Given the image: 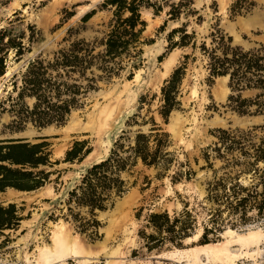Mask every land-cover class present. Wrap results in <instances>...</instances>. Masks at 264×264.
Listing matches in <instances>:
<instances>
[{
  "label": "rangeland",
  "instance_id": "374dc122",
  "mask_svg": "<svg viewBox=\"0 0 264 264\" xmlns=\"http://www.w3.org/2000/svg\"><path fill=\"white\" fill-rule=\"evenodd\" d=\"M235 1L193 0L192 7L198 13L169 21L165 30L161 27L168 18L169 4L179 0H170L167 4L159 0L163 11L158 14L152 8H144L145 35L153 42L144 46L141 67L131 77L127 70L110 82L101 81L100 88L91 92L84 106L74 110L62 125L35 127L29 123L21 131L12 130L14 116L0 104V142L18 139L14 137L20 135L30 142L48 137L51 160L60 161L50 169L62 171L58 182L57 174H53L48 183L36 190L0 191V203H15L21 216L18 227L0 230V264H264V219L227 227L219 238L203 244L201 235L206 213L200 209L194 235L180 247L167 242L149 251L140 236L142 230L148 234L153 232L148 227L151 213L167 211L172 216L183 209V201L193 202L195 197L205 194L204 182L211 172L201 168L206 164L203 150L216 140L213 132L216 128H235L214 121L220 117L241 116L226 106L230 94L228 77L225 76L227 80L218 77L209 83L208 71L197 51L188 61L179 97L181 104L165 121L159 112L162 86L182 62L184 54H192L191 48H176L160 61L159 56L167 50V34L186 21L188 30H195L201 40L218 24L233 36L235 44L244 47L264 44V0H247L248 9L236 15L230 11ZM104 2L0 0V31L7 30L5 41L12 37L29 46V37L34 35L36 39L20 61H15L14 51L9 52L7 72L0 77V98L11 93L14 73H20L38 55L51 58L68 43L65 38L103 37L113 16L111 9L102 7ZM94 9L95 14L83 22V16ZM70 12L74 15L66 20ZM70 28L79 29L78 35L69 37ZM32 102L29 100L31 105ZM4 106L7 108L9 104ZM152 118L170 134L168 150L175 162L164 177L157 176L158 169L142 163L131 173H124L131 187L113 207L98 213L99 237L93 240L76 228L68 211V192L89 166L109 155L120 135H126L128 145L134 142L138 132L148 133ZM254 125L264 123L238 127ZM37 131L42 134L39 136ZM77 140L88 141L91 153L80 163L63 162L67 150ZM177 163L189 164L195 172L191 181L173 183L171 175ZM82 214L86 212L82 210Z\"/></svg>",
  "mask_w": 264,
  "mask_h": 264
},
{
  "label": "trees",
  "instance_id": "16d2710c",
  "mask_svg": "<svg viewBox=\"0 0 264 264\" xmlns=\"http://www.w3.org/2000/svg\"><path fill=\"white\" fill-rule=\"evenodd\" d=\"M246 4L247 0H236L231 6V13H242L249 7ZM192 5L193 0L170 3L168 18L161 30H165L169 21H179L183 15L189 17L198 13ZM102 7L113 12L103 37L93 40L65 38L68 43L55 51L51 58L38 55L24 70L12 75L11 93L0 98L1 107L14 116L12 130L21 131L29 123L35 127L62 125L74 110L84 106L91 92L100 88L101 81L110 82L127 70L131 77L133 71L141 67L144 46L153 42L145 35L147 21L142 11L152 8L158 14L163 11V3L159 0H105ZM94 14L95 9L86 13L82 21L87 22ZM72 15L68 13L65 19ZM6 33V29L0 31V77L7 72L9 52L14 51L15 61H20L36 40L31 35L29 46H26L23 41L12 37L5 41ZM78 33L79 29L68 30L69 37ZM167 42V50L159 56L160 61L176 48H191L192 54H184L182 62L162 86L159 112L165 121L181 104L179 97L188 61L197 51L205 63L209 83L218 77H228L231 92L226 106L230 110L241 116L264 115L263 43L252 47L235 44L233 36L218 24L199 40L195 30H188L186 21L168 32ZM29 100L33 101L32 105ZM6 103L9 104L7 108L4 106ZM151 122L150 131L138 132L133 143L126 145V135H120L109 155L89 166L68 192L69 214L76 228L91 239L99 237L98 213L113 207L116 200L130 189L124 173H131L142 163L158 169L157 176L164 177L174 164L175 159L168 150L170 134L155 119L152 118ZM213 132L216 140L202 154L206 164L201 168L211 172L204 182L205 194L195 197L193 202L183 201V209L172 216L167 211L150 214L148 227L153 232L140 231L149 251L159 249L167 242L180 247L194 235L200 209L206 213L201 235L203 244L219 238L227 227L235 228L264 219V125L220 127ZM47 138L41 137L38 142L25 138L0 142V191L7 188L36 190L48 183L53 174H57V182L60 180L62 171L50 169L60 161L51 160ZM91 151L88 141L77 140L67 150L63 162L80 163ZM177 164L171 175L173 183L191 181L195 172L189 164ZM146 179L149 185V178ZM18 211L15 203H0V230L18 227L21 220Z\"/></svg>",
  "mask_w": 264,
  "mask_h": 264
},
{
  "label": "water",
  "instance_id": "95a60500",
  "mask_svg": "<svg viewBox=\"0 0 264 264\" xmlns=\"http://www.w3.org/2000/svg\"><path fill=\"white\" fill-rule=\"evenodd\" d=\"M221 78V77H219ZM229 87V86H228ZM230 92L231 89L229 88ZM215 124H223L224 126H228V127H246V126H250L253 124H258V123H264V115H246V116H235L233 118H218L216 121H214ZM43 130V129H42ZM30 132H34V131H30ZM36 132V131H35ZM23 134V133H22ZM37 134H39V136L42 134L41 132L37 131ZM22 135L18 136V137H14V138H21ZM102 160V159H100ZM98 162V161H96Z\"/></svg>",
  "mask_w": 264,
  "mask_h": 264
},
{
  "label": "bare ground",
  "instance_id": "6f19581e",
  "mask_svg": "<svg viewBox=\"0 0 264 264\" xmlns=\"http://www.w3.org/2000/svg\"><path fill=\"white\" fill-rule=\"evenodd\" d=\"M166 67H168V64L166 65ZM223 80H227V77H223Z\"/></svg>",
  "mask_w": 264,
  "mask_h": 264
}]
</instances>
